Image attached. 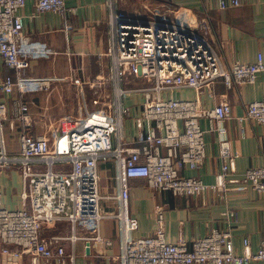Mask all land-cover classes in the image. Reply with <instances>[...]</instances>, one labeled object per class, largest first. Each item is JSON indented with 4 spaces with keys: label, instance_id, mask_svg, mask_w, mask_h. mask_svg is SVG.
Returning <instances> with one entry per match:
<instances>
[{
    "label": "built area",
    "instance_id": "obj_1",
    "mask_svg": "<svg viewBox=\"0 0 264 264\" xmlns=\"http://www.w3.org/2000/svg\"><path fill=\"white\" fill-rule=\"evenodd\" d=\"M238 0L222 3L225 9ZM26 0H0V63L14 70L15 76L0 79V91L14 94L12 120L23 125L18 140L19 152L10 156L6 149L4 121L7 105L0 101V166L14 163L19 171L22 208H6L0 193V254L11 262L27 255L30 264H59L74 260L77 241L110 244L100 233V223L112 218L118 221L120 237L116 264H249L264 262V241L252 249L243 240L241 253L235 251L230 230L212 229L189 244L179 236L166 238L164 207L155 205V227L150 235H135L138 220L130 212V178H143L147 187L174 196H201L207 190L224 189L228 182L248 183L264 192V163L246 169L241 177H231L237 154L230 141H219L220 170L213 184L196 176H183V168L197 169L206 157L204 130L199 120L222 121L230 117L226 97L213 107L201 105L200 96L221 77L227 87L254 83L264 71L261 55L253 62H233L224 67L221 57L208 37L207 15L188 24L177 10L168 6H142L139 15H128L108 1L110 59L107 74H101L96 88L105 83L112 87L114 113L85 111L78 117H63L59 134L52 145L45 134L32 135V117L23 101L27 92L46 91L50 77H26L32 58L49 57L54 50L45 42L33 40L26 15L21 13ZM52 11L69 16L73 8L66 0H35L30 18ZM190 88L193 98H175L171 92ZM130 93L142 96L139 113L134 116L135 138L125 140L124 124L130 109L123 97ZM244 118L264 123V94L250 101ZM149 123L150 125H147ZM113 158L119 186L115 195L99 192L98 162ZM66 162L69 168L57 166ZM41 165L42 167H39ZM103 200L113 201L110 210L102 208ZM65 220L69 232L40 234L44 227ZM68 243L71 250L64 246Z\"/></svg>",
    "mask_w": 264,
    "mask_h": 264
},
{
    "label": "crops",
    "instance_id": "obj_2",
    "mask_svg": "<svg viewBox=\"0 0 264 264\" xmlns=\"http://www.w3.org/2000/svg\"><path fill=\"white\" fill-rule=\"evenodd\" d=\"M109 0H66L73 8L69 16L45 11L30 18L35 0H26L21 10L30 24L33 40L45 42L54 50L49 57L32 58L25 71L26 77H50V88L46 91L27 92L23 101L28 105L32 117L29 133L45 134L52 145L59 134V124L63 117H78L85 111L100 114L114 113L112 87L105 83L96 88L101 74L106 75L110 59L106 55L109 44L108 22ZM231 0H114L115 8L128 15H139L142 6H168L188 24H195L196 17L207 15L208 37L221 57L224 67L233 62L248 63L261 55L264 60V0H238L239 4L222 9V3ZM5 75L15 76L14 70L0 63V79ZM75 92L80 96H75ZM264 94V71L254 83H243L227 87L223 78H217L209 89L200 96L204 107L215 106L223 96L231 107V115L212 124L205 118L199 120L204 130L206 157L197 169L183 168V176H196L205 183L213 184L215 174L220 170L222 159L219 155V141H230L231 149L237 154L235 170L231 177H241L246 169L264 163V123L244 118L246 105ZM175 98H193L196 93L190 88H180L171 92ZM14 94L0 91V101L8 108L4 121L6 149L10 156L19 152V134L22 123L12 120L14 115ZM142 96L130 93L123 97L124 106L130 109L125 118V140L135 138L134 116L139 113ZM147 125H150L147 123ZM68 169L69 164L60 163ZM39 167H42L39 165ZM99 192L101 195H115L119 186L117 169L113 158L98 162ZM130 212L138 220L135 235H150L155 227V205L164 207L165 232L169 241L179 236L188 243L207 235L212 229L230 230L235 251L241 253L243 240H249L252 249H257L264 241V192H257L248 183L228 182L224 189L207 190L201 196H174L169 192H159L147 187L143 178H130ZM22 182L14 163L0 166L1 204L6 208H22ZM113 201L103 200L102 208L110 210ZM54 232H69L68 222L61 220L44 227L40 234L47 236ZM100 233L110 239V244L77 241L74 246V260L65 264H116L119 254L120 237L118 221L112 218L100 223ZM69 252L71 246L64 243ZM0 264H30L29 257L23 255L19 262H11L0 254ZM48 264H59L51 259ZM249 264H264L251 261Z\"/></svg>",
    "mask_w": 264,
    "mask_h": 264
},
{
    "label": "rangeland",
    "instance_id": "obj_3",
    "mask_svg": "<svg viewBox=\"0 0 264 264\" xmlns=\"http://www.w3.org/2000/svg\"><path fill=\"white\" fill-rule=\"evenodd\" d=\"M81 94L80 93H78V92H75V96L77 97V96H80Z\"/></svg>",
    "mask_w": 264,
    "mask_h": 264
},
{
    "label": "water",
    "instance_id": "obj_4",
    "mask_svg": "<svg viewBox=\"0 0 264 264\" xmlns=\"http://www.w3.org/2000/svg\"><path fill=\"white\" fill-rule=\"evenodd\" d=\"M89 248V247H88Z\"/></svg>",
    "mask_w": 264,
    "mask_h": 264
}]
</instances>
